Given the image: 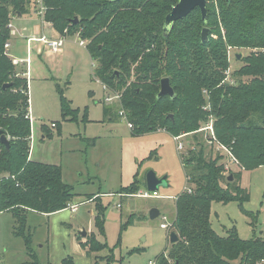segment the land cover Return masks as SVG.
I'll use <instances>...</instances> for the list:
<instances>
[{
	"label": "trees",
	"instance_id": "1",
	"mask_svg": "<svg viewBox=\"0 0 264 264\" xmlns=\"http://www.w3.org/2000/svg\"><path fill=\"white\" fill-rule=\"evenodd\" d=\"M178 2L44 0L45 20L63 36L78 34L86 41V50L98 64L97 78L120 94V112L135 136L160 130L173 137L196 135L213 120L215 143L230 150L240 169L264 166V0H207V25L201 11L195 9L166 37L165 18ZM30 11L29 0H0V129L10 141L9 150L0 142V213L13 214L14 234L24 239L27 253L34 259L26 264H42L34 254L28 215L64 211L75 195L73 187L63 181L60 166L30 159L33 130L28 70H22L20 77L5 49L12 37L9 23L14 16ZM75 18L79 21L73 24ZM205 27L209 38L202 43ZM230 49L250 53L227 82ZM164 78L170 79L175 98L158 99ZM6 84L10 86L4 89ZM62 111L65 117L75 116L64 97ZM113 113L105 109L106 116ZM200 146L184 160L191 187L177 197L171 227L179 241L171 245L167 256L157 258V264H259L264 261V238L242 240L235 231L222 237L213 229L214 202H245L250 195L239 184L240 172H232L234 180L228 181L225 155L208 159L203 144ZM140 188L136 178L122 191L138 194ZM97 206L96 227L104 233L103 209L101 203ZM82 246L88 247L89 255L108 248L94 234ZM114 262L111 251L96 257L93 264ZM62 264L76 263L67 257Z\"/></svg>",
	"mask_w": 264,
	"mask_h": 264
},
{
	"label": "rangeland",
	"instance_id": "2",
	"mask_svg": "<svg viewBox=\"0 0 264 264\" xmlns=\"http://www.w3.org/2000/svg\"><path fill=\"white\" fill-rule=\"evenodd\" d=\"M17 19V24L29 27H37L40 21L32 12ZM19 25L12 29L9 54L23 62L29 59L24 66L28 69L33 130L30 159L62 168L63 181L74 189L72 205L78 208L74 213L70 207L50 215L29 213L28 232L32 234L37 260L42 264H62L65 258L72 257L76 264H93L96 257H105L112 251L114 264H149L163 254L167 256L173 231L171 227L162 229L161 224L172 225L177 197L191 187L186 176V155L200 150L203 144L204 156L213 159L220 154L217 143L209 142L207 132L185 134L180 140L184 148L179 150L178 142L167 131L135 136L120 115L115 94L97 78L98 64L86 46L80 45L78 34L63 36L46 24L41 35L49 40L65 38L64 53L57 55L38 40L14 35L21 29ZM238 53L242 54L240 61L236 59ZM249 53L246 49H230L227 82L233 80L243 66V57ZM16 71L23 76L22 69L15 67ZM62 97L75 116L63 115ZM108 97L113 101L107 102ZM106 108L114 112L112 117L105 115ZM232 168L241 173L239 184L248 191L250 199L214 202L212 227L222 237L235 231L242 240L264 238V166L252 170H237V165ZM151 171L159 179L167 178L158 187L159 197L144 198L134 191H122L138 178L139 194L150 193L146 177ZM97 203L103 209L104 233L96 227V217L100 216ZM153 209L160 211L156 219L150 216ZM15 226L11 212L0 213V264L34 260L27 253L24 239L15 236ZM83 231L87 232L85 238ZM92 234L108 248L89 255L88 247L82 243Z\"/></svg>",
	"mask_w": 264,
	"mask_h": 264
},
{
	"label": "water",
	"instance_id": "3",
	"mask_svg": "<svg viewBox=\"0 0 264 264\" xmlns=\"http://www.w3.org/2000/svg\"><path fill=\"white\" fill-rule=\"evenodd\" d=\"M112 2H116L118 0H110ZM195 9H199L202 14V19L205 25L208 24V5L207 0H179V2L172 7L171 12L166 16L165 18V24L163 27V32L166 37H169L175 24L187 17L192 11ZM21 16V14H19ZM78 18H75L73 20V24L78 23ZM209 38V28L205 27L202 31V43L207 41ZM242 54L238 53L236 54V59L241 60ZM10 84L4 85V89L8 88ZM165 96H170L171 98H175L176 94L171 86V82L169 78H164L161 80L160 83V92L158 94V99H161ZM0 142L6 146V148L10 149V141L9 138L5 135V132L0 129ZM166 177L159 179L153 171L149 172L146 177V185L147 189L150 192H156L158 190V187L163 184V182L166 181ZM233 175H230L228 178L229 182H232ZM151 219H156L160 216V211L158 209L151 210L150 213ZM82 237L87 236V232H82ZM179 241V236L176 232H172L170 235V243L175 244ZM177 264V263H176Z\"/></svg>",
	"mask_w": 264,
	"mask_h": 264
},
{
	"label": "built area",
	"instance_id": "4",
	"mask_svg": "<svg viewBox=\"0 0 264 264\" xmlns=\"http://www.w3.org/2000/svg\"><path fill=\"white\" fill-rule=\"evenodd\" d=\"M30 4H31V11L34 16H36L42 24H47L50 25V23L46 22L45 20V13H46V6L44 5V0H29ZM17 16H14V18H16ZM13 18V19H14ZM8 27L11 29H13L14 25H13V21H11L8 25ZM64 37L58 39V40H49L45 35L40 36L39 38H31L29 39L31 40H38L39 42L43 43L46 47H48L53 53H58L62 47L64 46ZM80 45L85 47L87 45L85 40L80 39ZM11 48L10 42L7 43L5 45V49L7 50V52L9 53V49ZM13 59V58H12ZM13 64L16 67L19 66H24V64L29 62V59H27L26 61H20L18 59H13L12 60ZM105 89H107L106 86H104ZM115 94V98L120 102V94L114 93ZM107 102H112L113 99L111 97H108L106 99ZM120 115L123 116L125 118V115L122 112H120ZM29 117V116H28ZM126 119V118H125ZM31 120V118H30ZM32 122V120H31ZM129 128H132L131 124H128ZM199 132H207L210 135V140L209 142L214 143L216 142V137H215V132H214V128H213V120H211L208 124H206L201 130H199ZM175 141L178 142V149L182 150L184 148V144L180 142L181 139H183V136H178V137H174ZM32 143H33V134H32V138H31V148H32ZM217 151H219L220 154L225 155L226 159L224 161V174L225 175H230L232 172H234L232 165H237L239 167V163L236 160V158L232 155V153L230 152L229 149H227L225 146H220L217 144ZM240 168V167H239ZM1 182H2V177L0 175V187H1ZM150 192V191H149ZM191 192V190H190ZM150 193H153L152 195H150ZM150 193H138L139 197H144V198H150V197H159L157 191L156 192H150ZM111 196V195H110ZM77 205H71L70 206V210L71 212H76L77 211ZM164 220H166V218L164 217ZM172 227V225L167 224V223H162L161 224V228L162 229H168ZM149 264H157L156 262H150Z\"/></svg>",
	"mask_w": 264,
	"mask_h": 264
},
{
	"label": "crops",
	"instance_id": "5",
	"mask_svg": "<svg viewBox=\"0 0 264 264\" xmlns=\"http://www.w3.org/2000/svg\"><path fill=\"white\" fill-rule=\"evenodd\" d=\"M23 16L24 15H21V16L18 15L17 17L22 18ZM17 17L13 19V25H14V27H16V25H19V24H17V21H18ZM45 25L42 24L41 21H39L37 27L36 26L35 27H29V26H26V25H23V26L19 25L21 29L19 30V32L16 30V33H14V35H18L19 37L25 38L28 41H30L29 39H31V38L34 39V38H37L38 36H42L40 33L42 32V30H43V28H44ZM49 26L52 27L51 24ZM38 32H39V35H37ZM63 53H64V50H63V47H62V49L58 53H55V54L62 55ZM19 68L22 69V70H25V66H19ZM26 77L28 78V73L26 74ZM239 169L240 168L238 167L237 170H239Z\"/></svg>",
	"mask_w": 264,
	"mask_h": 264
}]
</instances>
